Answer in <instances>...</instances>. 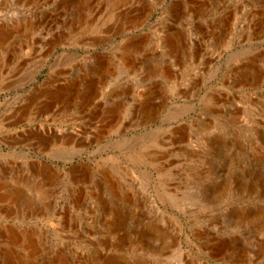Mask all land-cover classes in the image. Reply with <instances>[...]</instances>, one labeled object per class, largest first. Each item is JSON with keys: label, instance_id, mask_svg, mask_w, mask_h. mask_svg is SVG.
Masks as SVG:
<instances>
[{"label": "rangeland", "instance_id": "obj_1", "mask_svg": "<svg viewBox=\"0 0 264 264\" xmlns=\"http://www.w3.org/2000/svg\"><path fill=\"white\" fill-rule=\"evenodd\" d=\"M0 264H264V0H0Z\"/></svg>", "mask_w": 264, "mask_h": 264}]
</instances>
